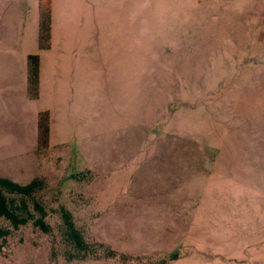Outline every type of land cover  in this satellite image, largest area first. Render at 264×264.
Instances as JSON below:
<instances>
[{
    "label": "rangeland",
    "instance_id": "374dc122",
    "mask_svg": "<svg viewBox=\"0 0 264 264\" xmlns=\"http://www.w3.org/2000/svg\"><path fill=\"white\" fill-rule=\"evenodd\" d=\"M68 1L53 49L85 42L82 91L60 70L57 95L0 92V179L41 183L7 196L28 221L0 219V264H264V0ZM37 38V0H0V57ZM61 209L115 255L68 258Z\"/></svg>",
    "mask_w": 264,
    "mask_h": 264
},
{
    "label": "trees",
    "instance_id": "16d2710c",
    "mask_svg": "<svg viewBox=\"0 0 264 264\" xmlns=\"http://www.w3.org/2000/svg\"><path fill=\"white\" fill-rule=\"evenodd\" d=\"M38 12V49L39 51H46L50 48L51 38V1L50 0H38L37 2ZM26 96L30 101H36L39 98V57L38 55H30L26 59ZM49 136V114L47 112H41L37 116L36 124V138L39 149L47 148ZM41 188L39 180L35 179L31 183L25 186H20L13 182L0 179V219H5L10 222L13 229H17L20 225L27 223V219L22 218L17 212L13 201L8 199L9 196H14L19 199L33 198L35 192H38ZM24 201V200H23ZM13 203V204H11ZM36 210L40 213V218L33 222V226L38 228L41 232L47 234L50 232V226L44 222L46 216L45 210L38 204H34ZM61 219L64 229V240L70 247V259L85 260L89 258L93 250L101 249L105 251L106 256L111 258L115 255L114 251L110 248L97 244L94 247L88 246L85 242L82 234L75 227L72 216L66 210L61 209ZM3 231L0 229V235ZM8 234V233H6Z\"/></svg>",
    "mask_w": 264,
    "mask_h": 264
},
{
    "label": "crops",
    "instance_id": "0c3cea01",
    "mask_svg": "<svg viewBox=\"0 0 264 264\" xmlns=\"http://www.w3.org/2000/svg\"><path fill=\"white\" fill-rule=\"evenodd\" d=\"M51 1V38H50V48L46 51H40L39 49L35 46H30L29 48H25L21 51H19L18 55L16 56V60L14 59H9L6 57L1 56L0 57V71L3 73V76L5 77V84L4 87L0 85V92L7 93L11 87V81H13L15 74L17 77L20 79V82L22 83V87L24 88L25 86V94H26V59L30 55H36L39 54V98L38 100H41L46 94L47 90L49 88V91L52 93V95H57L58 90H57V81H58V76L57 73L60 70H64L65 72L68 73V80L62 82L64 84H70L71 86H74L77 88L78 92L82 91L83 87V79H86V73H87V67L83 65V58L85 56V53L87 52V48L85 45V42L83 40L79 41L77 44L74 45L72 49L73 55H75V61L71 62L69 61V58L66 56L67 49L66 46H70V44L65 42V45L60 43V51H54V21L56 20L57 22L60 19H63L64 16V11L65 7H67L68 0H50ZM38 2V0H37ZM107 4H110V6H113V4L116 2V0H107ZM105 3V2H104ZM130 4L136 5L137 0H129ZM38 13V12H37ZM83 37V36H81ZM38 47V46H37ZM38 52H37V51ZM61 54L60 59L54 60L51 63V60L49 57L51 54L57 58L58 54ZM68 60L67 63L61 62L62 59ZM78 57L80 59L78 60ZM15 65L18 67L15 68ZM7 74V75H6ZM25 74V78H24ZM7 78V79H6ZM22 78V80H21ZM74 78L75 83H74ZM24 79H25V84H24ZM77 83V85H76ZM60 92V91H59ZM24 93V89H23ZM27 98V96H26ZM36 100V101H38ZM28 102L34 103L35 101H30ZM46 108H38L34 112H30V118L38 116L39 113L45 112ZM47 113L50 115V125H51V119H52V114L50 110H47Z\"/></svg>",
    "mask_w": 264,
    "mask_h": 264
}]
</instances>
